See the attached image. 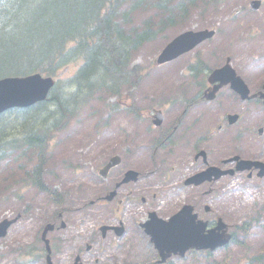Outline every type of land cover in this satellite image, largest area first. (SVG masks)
<instances>
[{
  "label": "flooded vegetation",
  "instance_id": "obj_1",
  "mask_svg": "<svg viewBox=\"0 0 264 264\" xmlns=\"http://www.w3.org/2000/svg\"><path fill=\"white\" fill-rule=\"evenodd\" d=\"M205 55L188 54L163 65L181 61L168 74L172 86L167 100L137 107L140 111L135 118L126 114L141 125L138 138L153 135L146 148L150 172L156 174L157 181L153 185L125 184L117 189L114 199L107 200L113 188L107 187L106 176L91 197L74 201L49 197L40 213L38 208L31 213L24 207L22 213L8 218L12 222L0 239V264H159L160 252L148 234H167V222L184 207L192 206L197 220L205 222L206 229L214 228L218 216L209 206L207 190L237 178L260 181V169L254 166L236 171L235 158L264 164V154L258 152L255 141L264 135V122L260 124L252 112L258 105L255 99L241 101L227 86L219 87L213 100H206L220 83H211L209 74L222 63L212 65ZM209 56L214 57L212 53ZM247 85L250 90L255 88ZM157 113L162 116L158 126L154 125ZM230 115H235L236 121L231 123ZM260 128L263 132L258 135ZM212 166L233 173L189 185ZM138 172L141 180L150 175ZM120 189L124 197H118ZM192 252L196 251L188 254ZM176 258L170 256L163 264H172Z\"/></svg>",
  "mask_w": 264,
  "mask_h": 264
},
{
  "label": "rangeland",
  "instance_id": "obj_2",
  "mask_svg": "<svg viewBox=\"0 0 264 264\" xmlns=\"http://www.w3.org/2000/svg\"><path fill=\"white\" fill-rule=\"evenodd\" d=\"M250 1L198 0L197 7L181 20L182 25L165 30L158 37V42L145 44L138 49L132 64L142 68L143 78L137 89L124 92L120 98H106L104 102L89 101L67 126L54 131L44 170L46 185L57 189L70 201L91 197L102 185L98 170L114 154L120 155L122 161L111 173L112 177L116 178L119 170L131 167L150 174L140 181L141 184L153 185L157 179L156 174L150 172L149 149L146 148L150 147L153 135L149 133L143 138L137 137L138 134L142 135L141 125L126 115L127 107L131 104L147 107L156 98L165 96L170 83L166 78L181 61L156 69L152 64L153 59L168 41L185 29L214 27L218 32L217 37L198 47L197 53H205L204 58L212 65L230 56L234 67L240 72L246 71L244 75L248 81L254 85L259 82L258 78L264 72V0L257 12L248 10ZM180 19L182 17L178 21ZM210 53L214 57H210ZM79 63L71 64L61 75V80H68ZM114 101L119 107L111 111L108 106ZM259 108L260 105H255L252 112H256V120L264 122L260 118L263 113ZM255 141L259 143L256 146L258 152L264 154V135ZM15 157L12 164L0 163V199H9L7 203H0V214L6 210H16L17 201L13 198L20 197L22 202L42 209L48 197L20 184L25 178L23 170L25 167L32 168L37 154L26 150ZM143 166L146 168L142 169ZM175 192L183 196L177 189ZM124 194L122 191L119 197ZM206 198L211 207L219 210L218 214L233 226L236 241L207 256L206 261L203 254H191L182 260H175L174 264H264V177L257 183L242 179L227 182L224 186L208 189ZM252 220L255 223L251 224L247 233L236 229V225Z\"/></svg>",
  "mask_w": 264,
  "mask_h": 264
},
{
  "label": "trees",
  "instance_id": "obj_3",
  "mask_svg": "<svg viewBox=\"0 0 264 264\" xmlns=\"http://www.w3.org/2000/svg\"><path fill=\"white\" fill-rule=\"evenodd\" d=\"M223 1V0H217ZM198 0H0V79L33 73L55 77L80 61L75 75L57 81L47 99L0 115V158L26 147L41 182L51 131L72 116L77 98L136 86L135 52L197 7ZM73 85V92L66 90ZM12 119H8L10 115ZM36 182V181H35ZM36 182V183H38Z\"/></svg>",
  "mask_w": 264,
  "mask_h": 264
},
{
  "label": "water",
  "instance_id": "obj_4",
  "mask_svg": "<svg viewBox=\"0 0 264 264\" xmlns=\"http://www.w3.org/2000/svg\"><path fill=\"white\" fill-rule=\"evenodd\" d=\"M259 2H252L251 8L258 9ZM213 35L212 32L206 31L199 33L186 32L169 44H167L156 60L157 64L171 61L178 57L180 54L192 49L196 44L200 43L206 38ZM238 85L235 84V89L239 90L242 98L247 95L244 85L239 79H236ZM54 81L51 78H42L40 75H31L24 78H5L0 80V113L13 108V107H28L34 103L43 101L50 88L53 86ZM260 97L264 100V94ZM119 159L113 158L104 167L100 174H104L106 170L118 163ZM137 174L129 171L122 182L135 180ZM183 215H177L173 218L169 226H167V236L161 237V232L152 234V239L158 248L162 246L170 248L175 252L180 250L183 254L188 249H209L214 250L216 247L221 246L228 242L229 236L220 232L221 226L218 225L214 230L207 233L204 232L205 225L201 222L195 224V216L190 215V208L182 212ZM181 213V214H182ZM7 224H0V237L5 234ZM164 239V241H163Z\"/></svg>",
  "mask_w": 264,
  "mask_h": 264
}]
</instances>
